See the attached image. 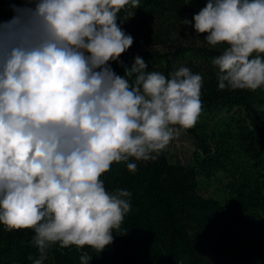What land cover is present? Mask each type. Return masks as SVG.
Returning <instances> with one entry per match:
<instances>
[{
  "label": "clouds",
  "instance_id": "1",
  "mask_svg": "<svg viewBox=\"0 0 264 264\" xmlns=\"http://www.w3.org/2000/svg\"><path fill=\"white\" fill-rule=\"evenodd\" d=\"M139 5L25 0L0 22V225L35 233L32 264L56 244L101 253L113 231L126 233L132 193L107 190L101 177L113 163L158 159L203 111L202 75L149 71L139 55L131 66L120 60L134 40L118 14ZM181 22L225 46L211 61L219 90L264 88V0H206ZM127 169L135 173L136 163Z\"/></svg>",
  "mask_w": 264,
  "mask_h": 264
},
{
  "label": "trees",
  "instance_id": "2",
  "mask_svg": "<svg viewBox=\"0 0 264 264\" xmlns=\"http://www.w3.org/2000/svg\"><path fill=\"white\" fill-rule=\"evenodd\" d=\"M25 0H0V22L14 15L12 5ZM201 9L188 0H140L136 9L119 13L121 28L137 50L120 60L131 66L139 55L149 71L167 76L181 66L203 77V111L186 133L195 150L188 165L171 162L165 149L154 161L113 163L101 179L109 191L132 193L131 211L113 242L96 253L85 246L49 249L44 264H264V88L219 90L211 61L224 45L213 48L182 20ZM135 11L127 19V12ZM112 69H124L112 62ZM127 163H136L135 173ZM216 183L222 197L205 196L201 182ZM32 230L8 232L0 225V264H32Z\"/></svg>",
  "mask_w": 264,
  "mask_h": 264
},
{
  "label": "rangeland",
  "instance_id": "3",
  "mask_svg": "<svg viewBox=\"0 0 264 264\" xmlns=\"http://www.w3.org/2000/svg\"><path fill=\"white\" fill-rule=\"evenodd\" d=\"M188 3L196 9H201L205 6L206 0H190ZM128 50L136 51L137 48L132 44ZM166 150L171 162L188 165L192 161V153L195 150L194 138L185 131H181L179 136L167 146ZM200 187L201 193L205 196L222 197V190L216 183L208 184L202 181Z\"/></svg>",
  "mask_w": 264,
  "mask_h": 264
},
{
  "label": "crops",
  "instance_id": "4",
  "mask_svg": "<svg viewBox=\"0 0 264 264\" xmlns=\"http://www.w3.org/2000/svg\"><path fill=\"white\" fill-rule=\"evenodd\" d=\"M190 0H188V2H189ZM191 7H193V8H195L194 6H192V5H190Z\"/></svg>",
  "mask_w": 264,
  "mask_h": 264
}]
</instances>
